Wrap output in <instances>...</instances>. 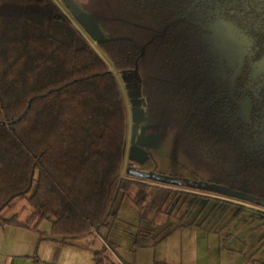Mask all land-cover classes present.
<instances>
[{
	"label": "trees",
	"instance_id": "obj_1",
	"mask_svg": "<svg viewBox=\"0 0 264 264\" xmlns=\"http://www.w3.org/2000/svg\"><path fill=\"white\" fill-rule=\"evenodd\" d=\"M109 1L120 22L156 38L162 62L146 88L149 117L174 129L196 166L221 185L264 199V0ZM89 14L115 69L137 70L140 44L129 33H107ZM219 21L245 44L231 65L202 41L203 27ZM124 139L116 78L58 6L0 0V225L43 234L38 225L48 219L65 243L110 227L119 194L141 217L149 213L148 180H157L121 175ZM24 198L25 217L6 216ZM97 254L95 264H104Z\"/></svg>",
	"mask_w": 264,
	"mask_h": 264
},
{
	"label": "rangeland",
	"instance_id": "obj_2",
	"mask_svg": "<svg viewBox=\"0 0 264 264\" xmlns=\"http://www.w3.org/2000/svg\"><path fill=\"white\" fill-rule=\"evenodd\" d=\"M52 1L107 63L109 60L106 55L86 35L63 0ZM75 1L86 12L97 17L107 33H129L145 51L144 54L141 52L138 70L144 75H157L152 73L156 67L158 69L162 60L155 54L156 38L149 40L150 34L143 30L138 32L140 29L137 25L120 22L122 14L119 11L117 13L114 1ZM202 41L203 44H208L210 50L218 51L221 59L225 57L230 65L234 61H240V56L246 49L239 31L231 28L225 21L205 25ZM115 78L126 110L121 175L127 177L129 169L133 168L147 173L221 184L218 177L196 166L178 141L175 131L163 124L153 126L156 145L148 149L145 160H129V99L121 76ZM148 182L151 186L147 200L155 204V208L149 213L141 217L132 199L120 194L113 207V211L116 210L117 213L109 229V236L120 235L126 238H123L121 251L126 257L132 256L141 264H231L233 260L234 264H264V207L256 201L211 190L203 184L184 183L177 186L152 180ZM178 190L199 194V198L193 200L191 194L181 195ZM131 194H135L134 189H131ZM27 209L24 198L13 203L6 216L20 213L19 218H24ZM38 227L49 230L50 221L43 219ZM98 231L106 235L108 228L103 225Z\"/></svg>",
	"mask_w": 264,
	"mask_h": 264
},
{
	"label": "crops",
	"instance_id": "obj_3",
	"mask_svg": "<svg viewBox=\"0 0 264 264\" xmlns=\"http://www.w3.org/2000/svg\"><path fill=\"white\" fill-rule=\"evenodd\" d=\"M141 50L144 54L143 47ZM137 72L140 76L144 75L138 69ZM110 227H107L106 235L95 230L61 243L58 236L50 233V229L42 230L38 227L43 233L39 234L25 227L0 225V264H95V252H101L97 256H101L104 264H141L121 252L122 242L126 238L120 235L109 236ZM127 248L130 252L129 243ZM231 264H234V260Z\"/></svg>",
	"mask_w": 264,
	"mask_h": 264
},
{
	"label": "water",
	"instance_id": "obj_4",
	"mask_svg": "<svg viewBox=\"0 0 264 264\" xmlns=\"http://www.w3.org/2000/svg\"><path fill=\"white\" fill-rule=\"evenodd\" d=\"M64 5L67 7V9L70 11L72 16L75 18V20L78 22V24L81 26V28L84 30V32L95 42L99 43L102 41H105L107 39V36L105 32L102 30L98 22L86 11L82 9L81 6H79L75 0H63ZM112 74L113 72L109 70ZM122 81H130L133 80L132 83H129V87H133L135 91L131 92L130 95L133 96L132 103H136V97L140 94L141 90V78L138 75L137 70L129 71L126 73H120ZM114 75V74H113ZM142 113V110L140 111ZM136 125L133 127V131H135ZM131 174L137 175V176H146V177H152L157 181L160 182H166V184H173V185H181L182 183H196V184H203L205 188L211 189V190H218L224 194L232 195L240 198H244L249 201H255L257 200L259 205L264 207V199L263 198H256L250 193H247L243 190H233L229 187H226L221 184H211V183H203L202 181H195L193 179L181 180L177 176H165V175H159L156 173H147L138 171L135 169H129L128 171Z\"/></svg>",
	"mask_w": 264,
	"mask_h": 264
},
{
	"label": "flooded vegetation",
	"instance_id": "obj_5",
	"mask_svg": "<svg viewBox=\"0 0 264 264\" xmlns=\"http://www.w3.org/2000/svg\"><path fill=\"white\" fill-rule=\"evenodd\" d=\"M150 75L151 74H149V76L139 75L141 78V82H140L141 90H140V94L136 97V99H134L136 100L135 104L132 103L133 96L130 95L131 92L135 91V89L132 86L131 87L128 86V84L132 83L133 80L122 81L129 99L130 134H129L128 155H127V158L129 160H137V161L145 160L148 149L156 145V134L153 131V126L158 123L163 124L162 122L151 119L148 114V93L146 88L148 87V80L150 79ZM124 110H125V106H124ZM141 110L142 113L140 112ZM134 125H136L135 131H133ZM125 127H126V110H125ZM124 145H125V139H124Z\"/></svg>",
	"mask_w": 264,
	"mask_h": 264
},
{
	"label": "bare ground",
	"instance_id": "obj_6",
	"mask_svg": "<svg viewBox=\"0 0 264 264\" xmlns=\"http://www.w3.org/2000/svg\"><path fill=\"white\" fill-rule=\"evenodd\" d=\"M87 35V34H86ZM96 45V44H95ZM91 46H93L92 44H91ZM93 48H95V47H93ZM98 53H99V51H97ZM104 57V56H103ZM107 61V60H106ZM107 64V67H108V69H110L112 72H113V74H114V76L116 77V76H120V74H119V72L115 69V67L113 66V64L111 63V62H107L106 63Z\"/></svg>",
	"mask_w": 264,
	"mask_h": 264
}]
</instances>
